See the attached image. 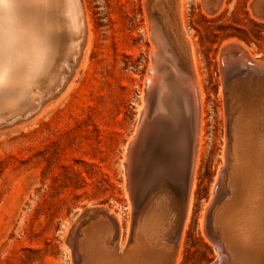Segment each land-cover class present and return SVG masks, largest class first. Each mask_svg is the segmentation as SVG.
<instances>
[{"label": "rangeland", "instance_id": "374dc122", "mask_svg": "<svg viewBox=\"0 0 264 264\" xmlns=\"http://www.w3.org/2000/svg\"><path fill=\"white\" fill-rule=\"evenodd\" d=\"M173 1L193 62L191 80L203 99L191 212L176 264H213L220 253L206 217L229 142L224 57L234 47L264 68V1ZM79 2L84 40L75 38L66 13L51 9L69 27L63 34L56 31L63 35L57 41L68 45L54 51L53 69L44 64V59L51 62L48 53L39 51L45 44L40 30L25 52L0 45V264H76L78 223L99 209L121 222L117 248L129 246L133 203L125 166L130 144L137 143L147 80L159 66L153 58V21H162L155 10L153 16L152 0ZM52 20L48 15L39 21L51 25ZM77 41L79 53L71 46ZM68 55L77 57L72 61ZM61 75L67 78L63 84L57 79ZM27 80L36 81L38 90L27 88ZM6 97L14 100L7 107ZM91 222L84 229L97 236L105 230L100 221Z\"/></svg>", "mask_w": 264, "mask_h": 264}, {"label": "bare ground", "instance_id": "6f19581e", "mask_svg": "<svg viewBox=\"0 0 264 264\" xmlns=\"http://www.w3.org/2000/svg\"><path fill=\"white\" fill-rule=\"evenodd\" d=\"M37 1L0 0L2 8L0 9V36L4 37L0 38V45L5 50L11 46L14 47L13 50L25 52L31 48V35H38L40 30L39 34L43 36L45 44H39V47L43 49L39 51L48 53V61L51 62L47 64V59H44V64L46 63L49 69H53L52 61H55L56 58V56H52L54 51L59 50V53L64 51L63 45L67 44L65 40L63 41L66 44L58 42H61L62 39L57 41L61 34L56 35V31L62 33L69 27L68 23H60L56 20L51 9L57 8L66 13L70 18L71 30L75 38L83 35L82 40H84V8L79 0H39L40 3H36ZM173 2V0H152L151 2L153 16L156 11V15L158 13L162 21L161 23L158 20L153 21V40L157 48L155 51L153 50V58L154 62L159 65L158 69L159 67L161 69L152 68V75L147 80L146 94L141 107V122L134 138L137 143L130 144L129 158L125 166L129 177L127 178L130 180V184L127 186H129L133 211L134 203L137 199L144 197L149 186L158 189L162 187V191L149 207L144 206L134 229L132 227L131 242L122 252L116 245L122 229L118 218H113L117 223V239H114L116 234L114 227L106 218H102L103 223L102 226L100 225L105 230L98 236L88 231L87 228H83L77 236L76 264H153L151 260H165V252L171 248L170 245H166L165 237L174 220V215L172 212L170 214L169 210L174 202L171 201V189L164 180L176 178L179 165L182 162L180 159L181 143L183 140L187 142L189 139L190 99L187 91H196L197 94V102L192 104L199 118L197 140L201 133L199 113L203 100L199 84H195L194 79L187 83L179 75V56L190 69L193 62L190 61L189 52L180 34L176 13L178 5L176 3L173 7ZM48 15L53 18L52 24H41L39 20ZM18 31H20L19 34ZM16 41H18L19 48L14 44ZM71 46L74 51L77 50L79 53L81 48L78 41ZM39 47L37 48L39 49ZM45 52L44 54H47ZM62 53L61 55H65ZM76 57L68 55V60L74 61ZM70 67V65H66L64 69L70 70ZM57 79L61 84L67 81L64 75L58 76ZM35 83L34 80L23 82L27 88L38 90ZM54 88L55 86H48L50 90ZM20 96L22 97V93ZM4 100L6 107L7 103L11 105L9 103L14 102L11 97H6ZM228 107L230 115L228 119L229 142L226 148L229 153L226 178L227 197L214 210L210 228L217 235L218 240L211 238V241L217 251L222 247V250L229 253L233 260H240L238 257L240 258L241 255H246L248 259L253 260L258 259L261 254L264 255V84H258L256 87L245 82L233 85L228 103L226 102V109ZM7 110H12V108ZM166 161L170 165L165 166L163 163L166 164ZM196 165L197 155L194 173ZM155 168H159L160 172H154ZM215 182L213 198L208 210L214 200L217 177ZM192 192L191 187L187 218L178 248L190 217ZM94 226L97 227L96 224ZM178 248L174 253L173 264H176Z\"/></svg>", "mask_w": 264, "mask_h": 264}, {"label": "water", "instance_id": "95a60500", "mask_svg": "<svg viewBox=\"0 0 264 264\" xmlns=\"http://www.w3.org/2000/svg\"><path fill=\"white\" fill-rule=\"evenodd\" d=\"M264 1V0H263ZM262 2V1H259ZM155 20V19H154ZM154 30V27H153ZM179 75L185 80V82L189 83L191 82L192 75L190 71V67H188L184 62L181 56H179ZM224 75H225V96H226V102L228 103L230 91L232 89L233 85H236L237 83L245 82L246 84H251L252 87L258 85V84H264V68L260 65L250 62L247 60L244 55L237 50L236 48L232 47L228 52L226 53L224 57ZM233 79H235L233 81ZM256 81L254 82V80ZM242 81V82H240ZM184 89V88H183ZM186 91V89H184ZM187 94L190 99V109H189V115H190V130L188 134V141L181 143V150H180V159L182 162L179 165L178 173L176 175V178L174 180L166 179L164 180L165 183L169 186L171 189L170 194L172 196V206L169 209L170 214L174 215V220L172 221V226L170 227V230L167 232V235L165 237V243L170 245V249L165 252V260H151L153 264H173L174 260V253L176 252L182 231L184 228V224L187 218V211H188V205L190 200V192L192 187V178L194 173V164H195V158H196V150H197V137H198V114L194 111L193 105L197 102V94L196 91H187ZM229 107L227 108L228 111ZM229 115L230 112L228 111ZM130 149V148H129ZM226 166L221 171L219 180L216 186L215 194H214V200L212 202V205L210 206V209L207 212V228H208V234L210 238L218 240L212 230H211V222H212V216L214 213V210L218 204L223 201L226 197L227 191H226V181H227V170H228V162H229V153L226 151ZM129 158V150L127 153V159ZM150 187V188H149ZM149 188L144 195L143 198L137 199V201L134 203V211H133V219H132V227L134 229L136 221L138 216L141 214L143 208L145 205L146 207H149L150 204H152L153 200H155L161 193V188H156L153 186H149ZM170 198V197H169ZM169 200V202H171ZM102 218L108 219L110 221L111 225L114 227V230L116 232L115 238H118V230H117V223L115 220L109 215L108 211L99 209L96 211L91 212L88 214L84 221L78 223V228L75 231V238H77V234L80 231L81 226L83 228L86 226L87 223L96 220L101 221ZM167 224V223H166ZM133 231V230H131ZM132 234V232H131ZM131 237V236H130ZM74 238V239H75ZM131 239L129 240V244L131 242ZM219 253L220 256L213 264H264V255H260L258 259H248L246 255H241V257L238 259L240 260H233L229 253H227L225 250H222V247H220Z\"/></svg>", "mask_w": 264, "mask_h": 264}]
</instances>
